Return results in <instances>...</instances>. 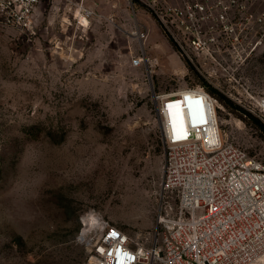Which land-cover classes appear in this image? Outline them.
<instances>
[{
  "label": "rangeland",
  "instance_id": "obj_1",
  "mask_svg": "<svg viewBox=\"0 0 264 264\" xmlns=\"http://www.w3.org/2000/svg\"><path fill=\"white\" fill-rule=\"evenodd\" d=\"M261 13L257 0L233 20ZM34 26H0V264H87L91 213L136 242L160 241L179 202L162 185V95L204 88L225 139L264 164L249 115L264 122V27L210 53L183 43L188 57L144 0H43Z\"/></svg>",
  "mask_w": 264,
  "mask_h": 264
},
{
  "label": "built area",
  "instance_id": "obj_2",
  "mask_svg": "<svg viewBox=\"0 0 264 264\" xmlns=\"http://www.w3.org/2000/svg\"><path fill=\"white\" fill-rule=\"evenodd\" d=\"M42 1L0 0V26L35 33V10ZM144 2L174 29V39L188 57L193 53L183 43L196 54L210 53L224 38L252 39L251 31L246 32L252 23L264 27V13L233 20L254 8L257 0ZM91 14L87 10L84 17ZM135 33L147 36L139 29ZM146 59L144 54L136 56L133 64L140 66ZM160 98L162 185L178 193V208L161 217L160 241L151 246L134 241L104 216L89 214L84 227L90 245L87 264H264L263 162L225 139L217 99L204 88H184ZM177 101L181 112L171 106ZM259 104L264 106V98Z\"/></svg>",
  "mask_w": 264,
  "mask_h": 264
},
{
  "label": "trees",
  "instance_id": "obj_3",
  "mask_svg": "<svg viewBox=\"0 0 264 264\" xmlns=\"http://www.w3.org/2000/svg\"><path fill=\"white\" fill-rule=\"evenodd\" d=\"M212 91L215 92L214 89H212ZM221 100H222V101H225V102L228 101V100L224 99L223 97L221 98ZM227 103L230 104L231 102L228 101ZM249 115H250V117L253 119V121L255 122V124H256L261 130L264 131V122H262L259 118L254 117V116L251 115L250 113H249Z\"/></svg>",
  "mask_w": 264,
  "mask_h": 264
},
{
  "label": "bare ground",
  "instance_id": "obj_4",
  "mask_svg": "<svg viewBox=\"0 0 264 264\" xmlns=\"http://www.w3.org/2000/svg\"><path fill=\"white\" fill-rule=\"evenodd\" d=\"M171 106L173 108H176L178 109L179 112H181L183 106L181 105V102L180 101H177V102H174V103H171ZM87 220V219H86ZM88 221V220H87Z\"/></svg>",
  "mask_w": 264,
  "mask_h": 264
},
{
  "label": "snow or ice",
  "instance_id": "obj_5",
  "mask_svg": "<svg viewBox=\"0 0 264 264\" xmlns=\"http://www.w3.org/2000/svg\"><path fill=\"white\" fill-rule=\"evenodd\" d=\"M113 235H115V233Z\"/></svg>",
  "mask_w": 264,
  "mask_h": 264
}]
</instances>
